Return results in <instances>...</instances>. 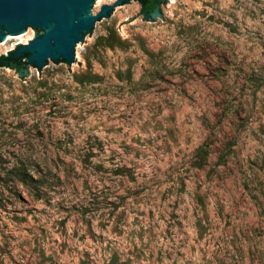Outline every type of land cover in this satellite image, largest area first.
I'll return each mask as SVG.
<instances>
[{
	"label": "rangeland",
	"instance_id": "1",
	"mask_svg": "<svg viewBox=\"0 0 264 264\" xmlns=\"http://www.w3.org/2000/svg\"><path fill=\"white\" fill-rule=\"evenodd\" d=\"M96 22L75 65L0 68V264H264V0Z\"/></svg>",
	"mask_w": 264,
	"mask_h": 264
},
{
	"label": "water",
	"instance_id": "2",
	"mask_svg": "<svg viewBox=\"0 0 264 264\" xmlns=\"http://www.w3.org/2000/svg\"><path fill=\"white\" fill-rule=\"evenodd\" d=\"M0 0V47L7 41L3 29L13 38L26 32L40 33L15 50L44 70L50 63L75 65L78 46L86 44L99 24L116 6L128 0ZM21 60V61H22ZM2 68V66H0Z\"/></svg>",
	"mask_w": 264,
	"mask_h": 264
},
{
	"label": "trees",
	"instance_id": "3",
	"mask_svg": "<svg viewBox=\"0 0 264 264\" xmlns=\"http://www.w3.org/2000/svg\"><path fill=\"white\" fill-rule=\"evenodd\" d=\"M143 12H151L156 6L159 5V0H137ZM122 40L117 36L116 32L113 29H107V33L105 35H100L96 38L94 42V46H106V47H114L121 46ZM29 54L26 52L24 55H15V50L10 51L6 56H0V66H9L15 71H19L21 65L19 62L26 58ZM84 75L77 76L78 82L83 81ZM198 166L201 165L199 162Z\"/></svg>",
	"mask_w": 264,
	"mask_h": 264
},
{
	"label": "bare ground",
	"instance_id": "4",
	"mask_svg": "<svg viewBox=\"0 0 264 264\" xmlns=\"http://www.w3.org/2000/svg\"><path fill=\"white\" fill-rule=\"evenodd\" d=\"M22 36V35H21Z\"/></svg>",
	"mask_w": 264,
	"mask_h": 264
}]
</instances>
